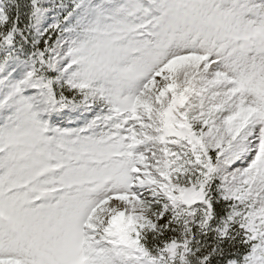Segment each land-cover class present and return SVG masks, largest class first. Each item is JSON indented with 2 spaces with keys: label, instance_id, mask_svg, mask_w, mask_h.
<instances>
[{
  "label": "snow or ice",
  "instance_id": "snow-or-ice-1",
  "mask_svg": "<svg viewBox=\"0 0 264 264\" xmlns=\"http://www.w3.org/2000/svg\"><path fill=\"white\" fill-rule=\"evenodd\" d=\"M0 264H264V0H0Z\"/></svg>",
  "mask_w": 264,
  "mask_h": 264
}]
</instances>
